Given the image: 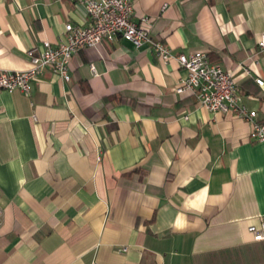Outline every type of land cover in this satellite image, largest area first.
Instances as JSON below:
<instances>
[{"label": "crops", "instance_id": "1", "mask_svg": "<svg viewBox=\"0 0 264 264\" xmlns=\"http://www.w3.org/2000/svg\"><path fill=\"white\" fill-rule=\"evenodd\" d=\"M132 18L169 60L117 35L77 50L69 81L0 90V264H264V141L175 91L176 56L205 50L264 122V0H133ZM67 21L83 3L0 0V68Z\"/></svg>", "mask_w": 264, "mask_h": 264}, {"label": "built area", "instance_id": "2", "mask_svg": "<svg viewBox=\"0 0 264 264\" xmlns=\"http://www.w3.org/2000/svg\"><path fill=\"white\" fill-rule=\"evenodd\" d=\"M83 3L88 22L84 25L67 21L65 34L56 43L43 41L42 47L28 49L31 65L26 69L8 70L0 68V90L27 92L31 83L46 70L56 73L64 81L71 79L70 65L77 50L97 46L103 38L112 40L117 35L130 40L136 47L148 44L162 60H169L173 54L171 47L161 39L152 37L149 31L132 18L133 0H73ZM147 21L146 15L141 17ZM258 45L264 49V33H261ZM181 67L187 71L175 87L178 93L187 92L197 102L211 111L233 112L249 121V135L253 140L264 141V122L256 119L257 112L241 102L237 84L232 72L224 69L218 62L209 59L202 49L177 56ZM90 69L95 72L93 64ZM260 85L261 77H256ZM1 214V208H0ZM253 239H264V221L259 226L249 225Z\"/></svg>", "mask_w": 264, "mask_h": 264}]
</instances>
